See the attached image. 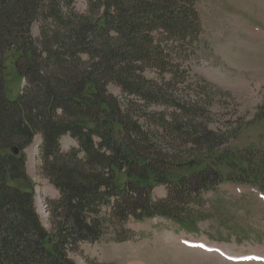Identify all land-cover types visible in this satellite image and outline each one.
<instances>
[{
	"label": "trees",
	"instance_id": "16d2710c",
	"mask_svg": "<svg viewBox=\"0 0 264 264\" xmlns=\"http://www.w3.org/2000/svg\"><path fill=\"white\" fill-rule=\"evenodd\" d=\"M199 1L87 0L81 12L76 0H0V264H76L71 251L100 240L117 217L198 219L189 204L227 179L220 167L237 182L264 176V157L222 149L223 136L202 126L179 127L186 159L167 154L163 146L175 152L180 145L156 142L159 130L139 124L138 106L130 100L122 106L109 90L115 84L129 95L165 99L162 88L170 82L157 87L144 74H180L171 61L195 50L203 28ZM7 51L25 81L14 99L6 91ZM165 122L166 134L178 127ZM37 135L42 169L59 190V199L49 202V226L37 213L23 152ZM66 135L78 148L62 150ZM184 137L206 153L194 156ZM160 185L169 194L154 199ZM126 238L120 231L116 240Z\"/></svg>",
	"mask_w": 264,
	"mask_h": 264
},
{
	"label": "rangeland",
	"instance_id": "374dc122",
	"mask_svg": "<svg viewBox=\"0 0 264 264\" xmlns=\"http://www.w3.org/2000/svg\"><path fill=\"white\" fill-rule=\"evenodd\" d=\"M74 7L84 12L87 0H76ZM198 7L203 32L195 50L188 52L185 59L171 61L180 74L174 78L170 74L163 77L156 70L144 74L157 87L170 82L168 88H162L167 100L153 101L145 96L129 95L115 84H111L109 90L122 106L128 100L138 106L139 124L145 130H159L158 137L155 136L158 143L170 145L181 141L178 139L183 135L178 132L180 126L183 132L186 126H202L223 136L222 149L239 150L245 157L259 160L260 156L264 157V0H202ZM32 35L35 38L41 35L38 22L33 24ZM11 53L4 54V76L7 94L14 99L25 81L15 70ZM149 115L157 121L150 120ZM164 120L177 124L172 134L165 133ZM190 137L191 140L196 138L195 134ZM184 139L185 145L190 142L188 138ZM41 142L37 135L23 152L26 173L35 189L36 210L44 224L49 226V202L58 200L59 196L42 169ZM60 144L65 151L78 148L69 135L62 137ZM178 145L180 148L173 145L175 152L172 147H163L167 154L178 155V160L186 159L185 148ZM187 148L192 149L194 156L201 157L206 153L204 149L194 150L191 142ZM79 156L82 157L83 152ZM261 163L264 165L262 160ZM220 170L226 178L234 174L230 169L220 167ZM258 181L264 183V176ZM261 191L264 192L259 185L233 181L209 192L200 191L197 202L189 205L197 212L203 207L207 217L189 229L161 217L144 222L132 221L129 225L127 218L117 217V226L108 224L105 235L98 241L80 242L77 249L71 251V257L76 264H231L216 253L182 247L179 237L207 240L234 253H264ZM167 192L168 187H157L153 198L164 197ZM45 203L49 206L47 211L43 208ZM102 210L103 216L107 211ZM120 231L130 239L115 241Z\"/></svg>",
	"mask_w": 264,
	"mask_h": 264
},
{
	"label": "bare ground",
	"instance_id": "6f19581e",
	"mask_svg": "<svg viewBox=\"0 0 264 264\" xmlns=\"http://www.w3.org/2000/svg\"><path fill=\"white\" fill-rule=\"evenodd\" d=\"M134 106V105H133ZM101 120V119H100ZM102 122V121H101ZM121 124V123H120ZM124 125V124H123ZM116 138V137H115ZM97 142V141H96ZM130 148V147H129ZM157 193V192H156ZM112 216V215H111ZM128 223V222H127ZM120 224V223H119ZM107 226V225H106ZM129 255V254H128ZM137 260H139V259H137ZM141 262V261H140Z\"/></svg>",
	"mask_w": 264,
	"mask_h": 264
},
{
	"label": "water",
	"instance_id": "95a60500",
	"mask_svg": "<svg viewBox=\"0 0 264 264\" xmlns=\"http://www.w3.org/2000/svg\"><path fill=\"white\" fill-rule=\"evenodd\" d=\"M15 151H17V149L16 148H13Z\"/></svg>",
	"mask_w": 264,
	"mask_h": 264
}]
</instances>
